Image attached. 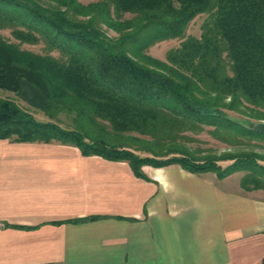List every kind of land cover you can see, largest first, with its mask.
I'll return each instance as SVG.
<instances>
[{
  "label": "trees",
  "instance_id": "obj_1",
  "mask_svg": "<svg viewBox=\"0 0 264 264\" xmlns=\"http://www.w3.org/2000/svg\"><path fill=\"white\" fill-rule=\"evenodd\" d=\"M201 15V37L186 36ZM0 27L20 43L43 39L60 53H36L0 35V90L50 119L75 115L67 129L0 97V139L74 145L84 155L127 161L144 179L147 165L219 178L243 171L244 190L264 189V153L198 155L181 142L210 127L232 146L264 148V133L253 128L264 121V0H0ZM170 39L182 41L166 61L146 53ZM100 121L113 132L101 131ZM127 132L146 136L135 140L150 155L117 140ZM223 161L232 163L223 168Z\"/></svg>",
  "mask_w": 264,
  "mask_h": 264
},
{
  "label": "crops",
  "instance_id": "obj_2",
  "mask_svg": "<svg viewBox=\"0 0 264 264\" xmlns=\"http://www.w3.org/2000/svg\"><path fill=\"white\" fill-rule=\"evenodd\" d=\"M143 171L0 139V264H262L264 189L244 190L238 172Z\"/></svg>",
  "mask_w": 264,
  "mask_h": 264
},
{
  "label": "rangeland",
  "instance_id": "obj_3",
  "mask_svg": "<svg viewBox=\"0 0 264 264\" xmlns=\"http://www.w3.org/2000/svg\"><path fill=\"white\" fill-rule=\"evenodd\" d=\"M82 3L88 4L94 0H80ZM206 19V15H201L196 17L188 26L186 36H195V37H201L202 34V25ZM103 30L105 33L114 38L118 36V33L106 28L105 26L103 27ZM0 35L3 36L5 39H7L10 42L18 43L22 48L36 52V53H41V54H46L50 52L52 55L59 57L60 53L58 50H53L50 49L46 43L45 40L41 39L38 43L36 44H29V43H20L17 39L14 38L12 35V29L9 27H0ZM181 39H170V40H164L160 42H156L155 44L151 45L147 50L146 53L151 55L154 58H157L159 60L166 61L167 60V55L169 51L172 49H175L180 46L181 44ZM0 97L3 98H9L14 101H16L20 106H22L24 109H27L30 111L37 120L45 122V121H54L57 122L60 126L63 128L67 129H72L75 127V122L74 114H66L62 113L59 114V116L55 119H50L46 114L43 112L31 108L27 106L22 100H20L14 93L11 92H6V91H1L0 90ZM228 115L234 118H240L241 116L233 113V112H228ZM100 124L103 126V131L104 129L113 132V129L110 127L109 123L100 121ZM213 128L210 127H203L200 128L194 132L188 131L185 133V135L190 136L193 140L191 141H181L186 144V146L191 149L192 151H195L198 155H207V154H217L221 155L227 152H238L243 149H249L253 148L256 151H259L261 153H264V148L261 147H248V146H232L228 142L216 137L213 133ZM135 137H142L137 133H125L119 136L117 140L119 141H127L130 145H133L134 149L136 150V153L140 156H146L150 155L149 152L145 151V144L141 142H136ZM134 138V139H133ZM147 137H142V139ZM232 161H223L220 162V165L223 168L228 167ZM240 175H244L246 172L240 171L238 172Z\"/></svg>",
  "mask_w": 264,
  "mask_h": 264
},
{
  "label": "water",
  "instance_id": "obj_4",
  "mask_svg": "<svg viewBox=\"0 0 264 264\" xmlns=\"http://www.w3.org/2000/svg\"><path fill=\"white\" fill-rule=\"evenodd\" d=\"M253 128L259 132H262L264 133V121H261V122H258V123H255Z\"/></svg>",
  "mask_w": 264,
  "mask_h": 264
}]
</instances>
